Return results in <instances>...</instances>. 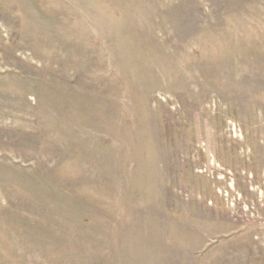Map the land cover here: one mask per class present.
<instances>
[{
	"label": "rangeland",
	"instance_id": "1",
	"mask_svg": "<svg viewBox=\"0 0 264 264\" xmlns=\"http://www.w3.org/2000/svg\"><path fill=\"white\" fill-rule=\"evenodd\" d=\"M0 264H264V0H0Z\"/></svg>",
	"mask_w": 264,
	"mask_h": 264
}]
</instances>
